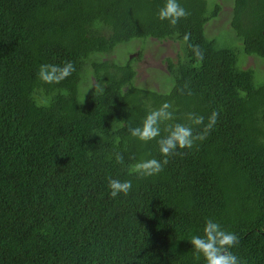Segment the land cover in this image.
I'll return each mask as SVG.
<instances>
[{"label":"trees","instance_id":"16d2710c","mask_svg":"<svg viewBox=\"0 0 264 264\" xmlns=\"http://www.w3.org/2000/svg\"><path fill=\"white\" fill-rule=\"evenodd\" d=\"M208 1L180 0L189 15L171 26L157 18L163 0H0V264H205L188 240L208 217L238 235L243 264H264V72L240 66L248 55L264 69V0H232L222 43L205 34L220 12ZM154 40L179 42L161 91L135 81L140 49L109 56ZM67 61L68 78H39ZM164 103L174 119L162 135L173 123L201 133L219 115L138 178V160L164 157L129 127ZM109 178L132 192L110 197Z\"/></svg>","mask_w":264,"mask_h":264},{"label":"clouds","instance_id":"9594fccd","mask_svg":"<svg viewBox=\"0 0 264 264\" xmlns=\"http://www.w3.org/2000/svg\"><path fill=\"white\" fill-rule=\"evenodd\" d=\"M188 15L189 12L182 6L180 0H163L162 6L157 11V18L167 21L171 26L177 25L182 18H186ZM183 39L187 42L189 34H185ZM189 47L201 60L203 59V54L197 45H189ZM74 71V65L70 61L64 62L62 66L42 64L38 76L45 83H59L71 76ZM171 108V104L164 103L159 108L150 111L140 125L129 127L131 137L140 142L147 143L156 140L159 152L164 157L163 160L154 157L138 160L132 168L138 178L159 175L168 163L167 157L177 154L181 149L192 148L198 140L203 141L215 125L219 115L214 111L201 133L194 134L193 127L188 124L173 123L165 127L166 135H162L161 124L174 119V112L170 110ZM189 119L195 125L204 123V117L195 116L192 113L189 114ZM115 161L123 165V155L117 153ZM108 188L112 198L121 194L127 196L133 190V182L127 179L109 178ZM202 233V235H192L188 240L197 260L202 257L205 264H243L241 258L232 251L239 243V237L235 232L224 229L217 220L208 217L205 219Z\"/></svg>","mask_w":264,"mask_h":264},{"label":"rangeland","instance_id":"374dc122","mask_svg":"<svg viewBox=\"0 0 264 264\" xmlns=\"http://www.w3.org/2000/svg\"><path fill=\"white\" fill-rule=\"evenodd\" d=\"M208 3H217L220 6L219 14L205 25L206 36L217 38L219 42H228V38H232L233 33L230 28V12L232 9V0H209ZM226 31H230L231 35H225ZM140 41L136 42V46H140ZM239 46V44H238ZM127 48H121L115 51L110 58L118 57L121 60H127L130 56L135 57L136 50H141V57L135 62L136 79L138 85H145L158 89L165 77L167 71L166 60L171 59L175 62L179 50V42L173 41H147L143 44V51L139 47H134L131 54L126 51ZM126 51V52H125ZM255 57V56H254ZM253 56H244L240 59V66L242 69L252 68L258 73L264 72L259 60ZM167 76V75H166ZM166 82V79H165ZM82 87H86L87 82H81ZM171 85V83H170Z\"/></svg>","mask_w":264,"mask_h":264}]
</instances>
